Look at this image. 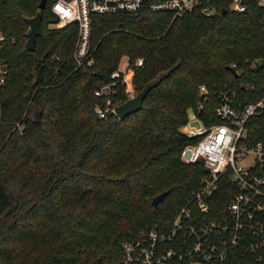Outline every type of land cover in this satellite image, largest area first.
<instances>
[{"label": "trees", "instance_id": "trees-1", "mask_svg": "<svg viewBox=\"0 0 264 264\" xmlns=\"http://www.w3.org/2000/svg\"><path fill=\"white\" fill-rule=\"evenodd\" d=\"M55 1L46 0L28 51L22 17L35 15L40 0H0V58L8 64L0 87V264H121L123 243L170 221L205 174L201 161L179 158L192 142L182 131L188 109L210 126L221 123L216 91H235L240 104L263 94L264 68L253 64L264 58L262 10L251 0L243 14L226 5L209 17L147 8L94 14V64L76 68L77 25L52 27ZM123 59L138 92L158 83L137 112L101 119L95 107L103 101L93 92ZM232 64L236 77L226 69ZM113 100L125 99L120 91ZM255 118L251 132L261 139L264 112ZM229 190L215 193L218 211Z\"/></svg>", "mask_w": 264, "mask_h": 264}, {"label": "built area", "instance_id": "built-area-1", "mask_svg": "<svg viewBox=\"0 0 264 264\" xmlns=\"http://www.w3.org/2000/svg\"><path fill=\"white\" fill-rule=\"evenodd\" d=\"M254 2L262 10L264 32V0ZM250 4L251 0H56L51 11L57 18L53 26L77 25L73 59L80 68L94 64L90 47L94 14L147 8L169 12L175 18L194 10L209 17L217 13L218 5L243 14ZM4 40L0 33V49ZM142 63L138 58L135 64ZM253 64L264 68V58ZM231 67L237 73L236 64ZM7 72L8 64L0 58V87ZM132 79L133 70L127 63L124 70L112 72L108 82L94 90L103 101L95 107L99 118L115 115L116 106L136 96ZM120 91L125 100L115 103ZM200 92L208 101L203 85ZM216 95L214 112L221 123L207 126L194 115L201 128H193L189 120L182 128L192 142L181 149L179 158L184 164L201 161L205 174L170 221L123 243L121 264H264V173H260L264 171V137L256 139L251 132L256 127L255 116L264 112V92L255 102L243 104L233 90L220 89ZM201 109L202 102L197 107ZM223 187H229L231 197L224 210L218 211L214 196Z\"/></svg>", "mask_w": 264, "mask_h": 264}, {"label": "water", "instance_id": "water-1", "mask_svg": "<svg viewBox=\"0 0 264 264\" xmlns=\"http://www.w3.org/2000/svg\"><path fill=\"white\" fill-rule=\"evenodd\" d=\"M46 4V0H40L38 4V9L35 13V15L31 17H26L23 16V20L27 26V30L25 32V49L28 51H35V43L37 37L41 34V20H42V10L44 9ZM223 13H226V10H223ZM226 69L230 71L234 77L237 76L236 71L230 67L227 66ZM158 80H152L144 85V87L136 94V96L132 99L127 100L126 102L118 105L115 107V115L120 119H124L128 115L137 112L138 110L141 109L142 107V102L144 98L146 97L147 93L157 85ZM40 116H41V111H35L34 112V121L39 122L40 121ZM168 192L164 191L157 196H155L152 201L151 205L152 206H157L158 203L166 196Z\"/></svg>", "mask_w": 264, "mask_h": 264}, {"label": "rangeland", "instance_id": "rangeland-1", "mask_svg": "<svg viewBox=\"0 0 264 264\" xmlns=\"http://www.w3.org/2000/svg\"><path fill=\"white\" fill-rule=\"evenodd\" d=\"M52 27H55V26H52ZM56 28H59V27L56 26ZM126 65H127V60L123 59L121 61V64H120V70H124ZM194 115H195V113H194L193 109H188L187 117L189 119L190 126H192L195 129H200L201 125L197 120L194 119Z\"/></svg>", "mask_w": 264, "mask_h": 264}]
</instances>
